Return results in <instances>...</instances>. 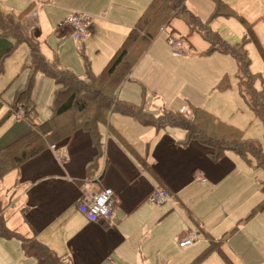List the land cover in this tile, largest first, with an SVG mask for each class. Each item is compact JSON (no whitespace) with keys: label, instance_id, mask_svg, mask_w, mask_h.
<instances>
[{"label":"crops","instance_id":"crops-1","mask_svg":"<svg viewBox=\"0 0 264 264\" xmlns=\"http://www.w3.org/2000/svg\"><path fill=\"white\" fill-rule=\"evenodd\" d=\"M149 1L134 5L125 0H110L107 14L102 10L96 12L102 19H109L114 6L127 10L122 15L125 19H109L114 32L99 63L106 64ZM223 1L247 19L264 51V25L259 23L264 16V0ZM211 3L209 7L213 10L214 2ZM185 6L197 15L193 7H188L187 1ZM32 10L23 20L30 29L32 21L36 20V12ZM218 17L240 37L237 42H229L213 23L206 22L223 40L235 44L246 38V29L236 17ZM232 20L238 22L240 29ZM60 25L54 30L58 40L73 39L69 29ZM94 33L90 25L88 35ZM35 37L42 41L40 35ZM85 41L76 42L82 53ZM181 41L183 44L184 40ZM4 46L0 43V51ZM149 48L147 51L151 56L145 55L147 51L143 56L151 60L153 66L162 64L165 68L158 76V87L139 75L138 63H142V56L124 83L134 82L137 100L122 95L123 86L120 98L133 104L143 103L154 115H159L163 108L190 112L191 107L201 105L202 100L189 92L168 93V89H164L163 78H169L174 71L165 67L167 60H162ZM244 48L249 59L257 62L254 64L250 59L251 73L260 76L255 88H264V81H261L264 59L253 42L247 41ZM173 55L182 62L180 65L188 63L186 58H180L185 55ZM224 75L228 79L225 71L217 77ZM85 76L84 69L80 77ZM2 105L0 102V107ZM23 105L27 106V111L32 108ZM8 108L2 120L12 113L15 119L11 116L2 125L0 146L16 141L29 130L27 120L17 116V108L13 104ZM209 112L213 114V111ZM98 131L96 141L81 132L67 142L58 143L54 149L49 146L0 180V222L12 235L8 238L0 236V264H39L22 249L23 241L32 240L50 249L62 264H191L212 241L219 243L208 253L204 264H264V210L246 219L250 210L264 199L261 189L264 178L256 177V167L244 165L231 150L219 158H212L215 155L213 149L194 140H185L181 129L143 125L127 115L112 114L109 123L99 125ZM159 186L166 188L169 197L165 204L155 206L147 202V197ZM101 190H110L115 203L107 219L89 221L78 211L76 201L81 195ZM233 228L235 230L230 233ZM189 230L196 232L198 237L192 245L179 247L180 237ZM161 231L172 235L167 249L158 241ZM169 245L178 253L171 259H167L168 255L162 256Z\"/></svg>","mask_w":264,"mask_h":264},{"label":"trees","instance_id":"trees-1","mask_svg":"<svg viewBox=\"0 0 264 264\" xmlns=\"http://www.w3.org/2000/svg\"><path fill=\"white\" fill-rule=\"evenodd\" d=\"M185 1L150 0L128 30L120 46L96 74L91 71L85 55L80 52L86 74L84 78L59 65L56 60L47 61L42 56L39 40L34 32L23 24V20L33 8V2L18 14L4 13L0 7V43L5 44L0 51V76L3 73L5 58L21 43L28 46L30 62L28 84L25 88L16 91L13 104L29 101L34 74L37 71L51 78L56 87L51 116L38 122L34 108L26 110L23 118L29 124L27 133L8 145L0 146V180L9 171L20 167L49 146L67 142L77 133H87L93 141H96L99 138L98 126L107 125L110 116L114 113L127 115L143 125L155 128L177 127L184 131L185 140H194L213 149L215 155L212 158H219L225 151L231 150L243 161L249 162L248 158H252L256 168L264 169L262 147L245 138L239 128L220 120L204 107L193 106L190 112L163 108L164 114L155 116L144 107L143 103L133 104L119 96L121 87L129 80L131 71L157 37L159 29L169 26L171 21L178 17L186 23L189 30L200 34L208 43L205 54L219 52L234 59L237 93L248 109L259 118L264 128V88L259 90L255 88L254 84L260 76L251 73L249 69L251 62L244 46L247 41L253 42L263 59L264 51L247 19L241 14H236L223 0H212L214 2L212 18L234 16L246 29L245 40L243 38L239 43L230 44L212 31L208 23H202L199 17L185 6ZM227 81L225 75L221 77L216 89L219 91L228 89ZM261 189L264 190V182ZM262 210H264V199L250 210L246 219ZM234 230L235 228L230 233ZM0 236L3 238L12 236L1 222ZM218 243L209 242L206 249L191 264L203 260ZM22 249L26 255L35 257L39 264H62L50 249L35 240L23 241Z\"/></svg>","mask_w":264,"mask_h":264},{"label":"rangeland","instance_id":"rangeland-1","mask_svg":"<svg viewBox=\"0 0 264 264\" xmlns=\"http://www.w3.org/2000/svg\"><path fill=\"white\" fill-rule=\"evenodd\" d=\"M109 1L110 0H0V7L4 13L18 14L28 6L29 2H33L32 11L36 12V20L35 22L34 20L32 21L31 30L34 31L35 36L39 37L40 35L42 37V41L39 43L40 53L47 61L56 60L59 65L70 69L75 75L81 76L84 74V63L80 55L81 50L77 47L76 41L71 38L58 40V36L54 30L59 27L66 15L73 12L86 14L89 17L91 27L95 33L88 35L89 37L87 36L88 38L86 41L84 40L85 42L82 45L83 54L89 62L91 71L93 73L100 72L104 63L102 65V63L99 62L103 59L107 51L106 47L109 46L112 33L114 32V28H112L109 19L116 21L123 20L125 18H123L122 15H125L124 12H127V10L120 6H114L109 19L107 17L102 19L99 17L100 13L96 12L102 10L107 14ZM186 1L188 7H193L196 10L197 16L203 23L210 22V25L213 23L212 25L220 34L224 33L225 39L229 42L239 41L240 37L235 34V31L228 23L221 21L222 19L219 17L212 19L213 10L209 7L212 0ZM125 2H131L135 5L137 3L142 4L144 0H132L130 2L125 0ZM100 20L103 22H97ZM232 21H234L236 27L240 29L238 22L236 20ZM259 23L264 25L262 20H259ZM114 25L116 26V24ZM165 28L166 30L162 33H158L150 47L153 49L152 52L155 51L158 53V56L162 60H167L165 67L170 69V71H174V73L168 75L169 78H163L164 89H168V93L171 91L179 93V90H183L196 96L195 98L203 102L199 106H203L208 111H213V114L220 120L239 128L238 130L242 132L245 138L258 143L264 151L263 125L259 118L244 104L234 87L237 81L235 72L236 64L234 60L229 56L216 53L205 54L208 48L206 42L197 32L190 33L186 23L178 17L173 19L171 27L167 26ZM170 35L174 38L184 40L183 52H185V54L183 55L186 57L181 56L180 58L187 59L188 63L185 65H180L182 62L178 61V58L172 54L171 46L168 41ZM186 37H188V39H186ZM191 44L194 47H192ZM147 54L148 51L145 55ZM148 55L151 56V54ZM144 56L140 60H143L142 63H138V68L140 67L139 75L145 76L146 82L152 81L158 87V76L161 73L163 74L165 68L162 64L161 66H153L151 60ZM250 57L252 56L250 55ZM250 59L252 63H254L255 60L252 58ZM29 65L28 46L24 43L18 45L4 60V69L0 76V102L4 104L0 107V129L11 116L15 119V114L12 113L11 116L9 114L7 118L2 120L3 116L8 113V107L14 102L16 91L25 88L28 84V77L30 75ZM144 68L147 69V71ZM222 71L227 73V83L230 88L219 91L216 89V84L220 78L217 77V75ZM233 76L235 79L232 78ZM261 81H264V78ZM55 88L54 81L51 78L37 71L34 74L29 101H22L17 103V105L13 104V106L15 109L18 107L23 108L24 112L28 108L23 105V103L29 105V107H34L36 111V120L42 122L51 116ZM136 88L134 82L131 81L123 85L121 93L122 95L125 94L126 97L132 96L137 100ZM163 114L164 110L162 109L159 115ZM23 117H25V115H23ZM248 159H250V161L247 162L244 160V165L253 166V168L256 167L255 161L252 158ZM241 165H243L242 162ZM256 177L264 178V169L257 167ZM254 183L257 184L258 181L254 180ZM256 194H258V192H256ZM1 223L3 222L1 221ZM171 236V234L164 231L158 234V241L163 245L164 249H167V245L172 239ZM175 243V246L178 247L177 242ZM170 247L171 245H169L168 251L162 253V256L164 254L165 256L168 255L167 259H171L172 256L178 255V253L176 254V251ZM181 253L185 252L181 251ZM207 257H209L208 254L205 258ZM205 258L203 259L204 261ZM203 260L198 264H204ZM206 264H210V262Z\"/></svg>","mask_w":264,"mask_h":264},{"label":"built area","instance_id":"built-area-1","mask_svg":"<svg viewBox=\"0 0 264 264\" xmlns=\"http://www.w3.org/2000/svg\"><path fill=\"white\" fill-rule=\"evenodd\" d=\"M264 21V16L262 17ZM66 26L73 39L78 43H82L88 36L90 31V20L89 17L84 13L73 12L65 17L64 21L61 24ZM165 29L161 27L159 33H162ZM168 41L171 46L172 53L175 55H183V44L182 41L173 36H169ZM17 116L19 118L25 115L24 109L18 107ZM55 146L52 145L51 149H54ZM169 194L165 187L159 186L154 188L147 197V202L160 206L167 202ZM78 211L89 221H98L105 220L109 217L111 209L114 205L113 193L110 190H101L97 193L91 195H81L77 201ZM198 237L197 233L189 230L184 233L179 241L178 246L181 248H186L192 245L195 242V239Z\"/></svg>","mask_w":264,"mask_h":264}]
</instances>
